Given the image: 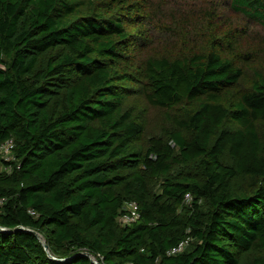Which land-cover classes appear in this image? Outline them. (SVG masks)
Segmentation results:
<instances>
[{
    "label": "trees",
    "instance_id": "1",
    "mask_svg": "<svg viewBox=\"0 0 264 264\" xmlns=\"http://www.w3.org/2000/svg\"><path fill=\"white\" fill-rule=\"evenodd\" d=\"M227 3L264 26V0ZM149 6L0 0V146L15 142L0 154V264H264V73L237 90L239 55L213 36L139 78L128 28ZM137 80L177 125L146 142L123 106ZM131 200L140 217L124 224Z\"/></svg>",
    "mask_w": 264,
    "mask_h": 264
},
{
    "label": "rangeland",
    "instance_id": "2",
    "mask_svg": "<svg viewBox=\"0 0 264 264\" xmlns=\"http://www.w3.org/2000/svg\"><path fill=\"white\" fill-rule=\"evenodd\" d=\"M229 0H148V14L143 23L129 25L136 37L131 45L130 57L135 63V74L150 57H183L192 52H208L211 38L219 37L226 49L235 48L239 64L243 65L246 77L236 86L245 90L255 70L264 73V26L249 21L244 15L230 9ZM123 8L116 6L112 13L122 14ZM249 62L250 64H245ZM139 70V69H138ZM134 93L126 96L124 109L144 126L141 139L147 141L152 135L174 130L177 125L168 116V109L152 105L145 97L140 80L131 85ZM172 115H188V108L169 110ZM235 126L234 123H230ZM257 128L264 135V122ZM173 145L175 143L171 141Z\"/></svg>",
    "mask_w": 264,
    "mask_h": 264
},
{
    "label": "built area",
    "instance_id": "3",
    "mask_svg": "<svg viewBox=\"0 0 264 264\" xmlns=\"http://www.w3.org/2000/svg\"><path fill=\"white\" fill-rule=\"evenodd\" d=\"M15 146V142L13 139H8L0 146V154L3 156V158L7 161H10L14 158L13 156V149ZM11 166L7 168V170H10ZM191 197L187 195V200H189ZM6 198L4 196H0V205H2L5 202ZM127 211L120 217V221L124 224H130L140 217V210L139 205L137 201L131 200L128 201L126 204ZM34 213V211H31ZM189 243V240H183L178 245L174 246L168 251V254H176L181 252ZM86 254V253H85ZM91 259L94 263H98L99 261L95 259L93 256H91Z\"/></svg>",
    "mask_w": 264,
    "mask_h": 264
},
{
    "label": "water",
    "instance_id": "4",
    "mask_svg": "<svg viewBox=\"0 0 264 264\" xmlns=\"http://www.w3.org/2000/svg\"><path fill=\"white\" fill-rule=\"evenodd\" d=\"M19 229H22V230H23L24 228H23V227H20ZM35 233H37V232H35ZM37 234H38V233H37ZM45 247H46V249H48V245H47L46 243H45ZM86 255H90V254H89V253H86ZM97 264H102V263H99V262H98Z\"/></svg>",
    "mask_w": 264,
    "mask_h": 264
}]
</instances>
